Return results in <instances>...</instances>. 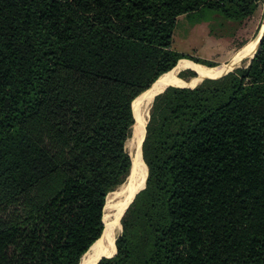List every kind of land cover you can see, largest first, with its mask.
<instances>
[{"label": "trees", "instance_id": "16d2710c", "mask_svg": "<svg viewBox=\"0 0 264 264\" xmlns=\"http://www.w3.org/2000/svg\"><path fill=\"white\" fill-rule=\"evenodd\" d=\"M259 2L0 0V264L81 263L131 177L136 100L189 60L178 19ZM144 137L146 188L98 264H264V38L246 67L158 95Z\"/></svg>", "mask_w": 264, "mask_h": 264}, {"label": "rangeland", "instance_id": "374dc122", "mask_svg": "<svg viewBox=\"0 0 264 264\" xmlns=\"http://www.w3.org/2000/svg\"><path fill=\"white\" fill-rule=\"evenodd\" d=\"M256 7L257 9L253 10L252 15H250L245 22L230 21L220 15L211 16L209 13L206 15V18H204V20H200L198 22L192 20L188 16L180 17L178 19V26L174 36V49L189 60H198L202 63L207 64L206 65L200 63L201 65H209L211 67L229 65L233 60H235V57L242 49H244L247 45L255 42L260 33L264 31V3L259 2ZM259 45L256 52L260 48ZM254 54L251 57H245V60L243 59L241 63L238 64L235 68H242L249 65L251 60L253 59ZM189 71L190 70H187L182 73L185 77H189ZM152 103L153 102H151L149 105H145L144 103H142L140 107L143 113L145 112L144 115L148 118L147 124L150 118V109ZM132 137L127 141L125 149L131 156L133 162V159L134 161H136L137 158V144L133 141ZM44 144L54 154L57 155L59 153V151L51 148V143L48 140H44ZM57 182V180H54L52 181V185H48V183H46L45 185H43V187L48 185V187L46 188L47 190L53 185L55 186ZM129 184L130 177L125 184L118 187L115 191L111 192L108 195L104 207L103 221L106 213L113 215L115 212V210L108 211L106 209L108 200L110 199V201L115 205L120 204L125 199V189L127 188V186H129ZM0 214L5 220L10 221L14 217V208L4 209L0 212ZM120 221V227L117 226L116 229V241L119 237H121L123 233L121 217Z\"/></svg>", "mask_w": 264, "mask_h": 264}, {"label": "bare ground", "instance_id": "6f19581e", "mask_svg": "<svg viewBox=\"0 0 264 264\" xmlns=\"http://www.w3.org/2000/svg\"><path fill=\"white\" fill-rule=\"evenodd\" d=\"M263 38L264 31L260 33L255 42L247 45L244 49H242L235 57V60H233L229 65H222L220 67H208L195 63L191 60L183 59L179 61L178 65L172 71L163 75L149 91L138 98L134 105V110L137 115V124L134 127V135L132 138L133 141L137 144V158L136 161H134V167L130 177V184L125 189V199L120 204L116 205L113 204L110 199L108 200L106 209L108 211L115 210V212L113 215L106 213L104 217L105 231L101 239L93 245L92 249L82 259L80 264H98L103 258H112L116 255V229L117 226L120 227V217L122 220L123 214L126 211L125 209H127L132 204V202L134 201L133 198L136 197L135 194H137L146 185L145 181L147 180L145 175L142 145L148 118L144 115L145 112L143 113L142 109L140 108L142 103H144L145 105H149L151 102H153L158 94L163 92L166 87H170L173 84L177 85L176 87L179 86L182 88L193 89L196 88L197 85L205 79L220 78L227 73H231L236 69L235 67L240 64L245 57H251L256 52L258 45L259 43L261 45ZM256 53L254 54V56L256 55ZM187 70L196 72L198 76L197 79L191 81L190 83H187L186 81L181 79L180 74Z\"/></svg>", "mask_w": 264, "mask_h": 264}, {"label": "water", "instance_id": "95a60500", "mask_svg": "<svg viewBox=\"0 0 264 264\" xmlns=\"http://www.w3.org/2000/svg\"><path fill=\"white\" fill-rule=\"evenodd\" d=\"M233 71H234V70H233ZM233 71H232V72H233ZM228 74H229V73H227L226 75H228ZM226 75H224V76H226ZM224 76H222V77H224ZM160 78H161V77H160ZM160 78H159V79H160ZM220 78H221V77H220ZM159 79H158V80H159ZM158 80H157V81H158ZM205 80H207V79H205ZM205 80H203V81H205ZM157 81H156V82H157ZM203 81H202V82H203ZM202 82H201V83H202ZM201 83H200V84H201ZM155 84H156V83H155ZM155 84H154V85H155ZM154 85H153V86H154ZM198 85H199V84H198ZM198 85H197V86H198ZM167 88H169V87H166V89H167ZM166 89H165V90H166ZM165 90H164L163 92H161L160 94L164 93ZM160 94H158V95H160ZM158 95H157V96H158ZM157 96H156V97H157ZM153 101H154V100H153ZM145 188H146V185H145L144 188L141 189L138 193H140V192H141L142 190H144ZM138 193H137V194H138ZM137 194H136V195H137ZM134 199H135V198H134ZM132 203H133V202H132ZM127 209H128V208H127ZM127 209H126V211H127ZM126 211H125V212H126ZM124 214H125V213H124ZM124 214H123V216H124ZM122 218H123V217H122Z\"/></svg>", "mask_w": 264, "mask_h": 264}, {"label": "crops", "instance_id": "0c3cea01", "mask_svg": "<svg viewBox=\"0 0 264 264\" xmlns=\"http://www.w3.org/2000/svg\"><path fill=\"white\" fill-rule=\"evenodd\" d=\"M245 60V59H244Z\"/></svg>", "mask_w": 264, "mask_h": 264}]
</instances>
